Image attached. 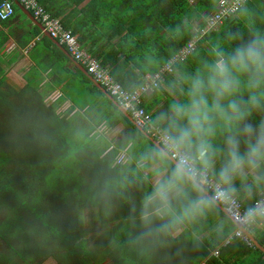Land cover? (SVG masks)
Instances as JSON below:
<instances>
[{
	"label": "trees",
	"instance_id": "16d2710c",
	"mask_svg": "<svg viewBox=\"0 0 264 264\" xmlns=\"http://www.w3.org/2000/svg\"><path fill=\"white\" fill-rule=\"evenodd\" d=\"M217 1L38 0L129 90L140 88L169 64L183 46L196 39L194 50L183 60L171 63L172 71L166 72L158 86L144 95L141 107L152 125L157 115L149 111L164 94L168 95L166 86L172 89L182 75L194 73L202 61L211 58L213 46L219 43L226 51L231 50L239 43L229 39L232 34L240 33L248 39L252 31L264 33V11L253 10V2L248 0L221 26L200 35L205 19L216 11ZM41 38L48 45L41 60L54 56L47 66L59 78L55 81L63 89L59 98L46 101L47 95L39 86L41 76L29 78L23 90L17 91L6 83L5 73L0 75V209L6 211V219L0 223L16 216L12 213L14 207L24 221L15 225L19 226L17 238L29 245L33 232V242L40 239L32 262L38 264L52 257L56 264H99L110 257L116 264H193V257H198L196 264H264V251L238 237H232L217 256L211 252L214 246L209 240L204 244L193 242L196 239L186 235V231L143 252L128 243L129 234L139 230L129 219V209L150 190L149 180L120 189L123 194L110 200L101 199L100 192L119 178L122 165L118 160L131 158V176L136 158L153 142L129 114L117 109L73 64L77 80L64 81L56 62L61 60L63 67L70 58L46 36L41 34ZM36 45L37 42L31 49L37 50ZM97 94L105 97L102 104L108 106L106 112L97 105L98 99L93 100ZM175 96L185 99L178 88ZM67 97L71 103L62 109ZM148 97L153 101L147 103ZM118 122H122L126 135L114 144L105 142L98 127ZM134 142H142V146L136 148ZM140 175L143 177L144 173ZM214 209L220 212L219 207ZM195 225L192 222L189 228L193 230ZM186 237V242L194 247L184 255L177 250L176 242ZM257 240L264 248V233Z\"/></svg>",
	"mask_w": 264,
	"mask_h": 264
},
{
	"label": "clouds",
	"instance_id": "9594fccd",
	"mask_svg": "<svg viewBox=\"0 0 264 264\" xmlns=\"http://www.w3.org/2000/svg\"><path fill=\"white\" fill-rule=\"evenodd\" d=\"M229 39L239 43L227 51L216 44L209 60L172 85L173 94L178 88L185 99L157 115L160 141L136 158L131 176V158L118 160L119 178L100 192L101 199L110 200L151 174L150 190L129 209L139 230L129 234L128 243L141 252L162 246L217 204L264 194V33L252 31L248 39L236 33ZM257 219H264V203L241 214L246 223Z\"/></svg>",
	"mask_w": 264,
	"mask_h": 264
},
{
	"label": "crops",
	"instance_id": "0c3cea01",
	"mask_svg": "<svg viewBox=\"0 0 264 264\" xmlns=\"http://www.w3.org/2000/svg\"><path fill=\"white\" fill-rule=\"evenodd\" d=\"M11 1L13 2V6H14L13 16L6 21H0V75L2 76L5 73L6 83L11 87H13L15 90L20 91L23 90V88L25 87L27 80H29V78H32L31 75L32 73H34L32 71L35 69L38 72L42 73L40 77L42 80L39 81L40 83L39 86H40V90L43 91L44 95L45 94L47 95L46 98L48 99V96L50 95V91L52 90L58 91L61 96L63 94L62 86L61 85L57 86L58 84L55 83V81H59V78L56 79L55 74L51 72V69L48 68L47 66V61L50 62L52 57L54 56L50 54L48 57L45 58L47 61L41 60V57L46 56L45 49L48 47L47 41H44L41 38V34L46 36L49 40L51 39L45 34V32L42 29L43 27H41L40 25L41 23L36 18L33 17L36 21L31 20L29 15L25 13V10L21 8V4L17 0H11ZM252 2H253L252 5L253 10L260 9L264 11V0H259L258 2L252 0ZM36 42H37L36 45L37 50L31 49V47H33ZM59 45L61 44L59 43L57 47L61 49ZM36 54L38 55V58L35 56ZM61 63H62L61 61H57V66H56L57 69L59 70L58 73L61 75L60 77L61 78L63 77L64 81H66L67 79H74V78L77 80L76 78L77 72L74 71L72 64L76 67L77 65L71 59L70 62L66 64V66L62 67ZM78 69L81 70L83 73H85L82 69L80 68ZM85 75L87 74L85 73ZM35 76L38 77V75ZM88 78L98 89H100L104 93L105 97L109 98L114 103V105L117 106V109H119L118 104L114 101L115 100L114 97L110 98L100 87H98L95 84V82L89 76ZM148 80L150 79H147V81ZM169 86L170 85L166 86L165 88V90L169 92L167 93L168 95L164 94V97L160 100V102L157 105H155L154 108H152L149 111V113L156 112V115H158L160 112L167 110L169 101L173 100L174 102L175 100L178 99L177 96L173 94L171 86L170 87ZM105 97L99 96L98 94L96 95V97L95 96L93 97V100L98 99L99 102L97 103V105L102 108V111L108 110V106L107 105L103 106L102 104L104 102L103 98ZM145 100L147 103H149L148 102L149 100L153 101V99L150 97L146 98ZM70 103H71L70 99L67 97L65 100L62 101V106H63L62 109H64L65 106L68 107ZM253 118H254L253 121L256 120L255 122H257L260 117L258 114H254ZM101 127H104L105 129H101ZM98 131L102 132V135H104L105 137V142L107 141V143L109 144H114L118 139L123 138L124 135H126L125 130L123 129L122 122H118L116 125H112V126H108L106 124L101 125L98 127ZM146 137L149 138V136ZM149 139L151 141L152 140L156 141L151 137ZM216 143L221 144L222 140L220 141L219 138H217ZM134 144H136V148L142 146V142H134ZM219 167H220V162L217 161L216 168L219 169ZM148 176L150 180L151 174L148 173ZM236 184L237 186H239L240 181L237 180ZM256 197L257 195L253 196L251 199H246V200L241 199V201L244 203V205H248L251 204V202ZM215 207H219L220 212L217 213V211L213 208L206 216L199 218L198 220L195 221L196 225L194 226L193 230L189 228L192 223H188L185 224L182 227V229L172 237L177 238L181 232L186 231V235L191 236L193 239H196V241L192 239L193 242L197 243V241H199L201 244H204L205 240H209L207 242H209L211 246L212 245L214 246L213 248L209 247L212 250L211 251L212 253L216 249L220 250L221 247H224L223 242L226 239V237L227 236L229 237L238 226L227 216V214L222 210V208L219 205H216ZM214 212L217 213L215 217L213 216V218L215 219H213L211 216V214ZM247 231L250 232V234L257 240L258 237H260L261 234L264 233V219L255 220L254 224L249 226V228H247ZM178 241H181L180 244L182 245L186 244L190 246L191 249L194 247L193 244L190 245L189 242H186L188 241L187 237L186 239L183 238ZM183 241H185V243H183ZM0 242L3 243L1 238H0ZM254 255L257 257V259L260 258L259 254L254 253ZM47 260L44 261L42 260L38 264H43ZM13 264H23V262L22 260L17 259L13 261ZM31 264H36V262H32ZM99 264H116V263L114 260H111L110 257H106Z\"/></svg>",
	"mask_w": 264,
	"mask_h": 264
},
{
	"label": "built area",
	"instance_id": "2783aa9c",
	"mask_svg": "<svg viewBox=\"0 0 264 264\" xmlns=\"http://www.w3.org/2000/svg\"><path fill=\"white\" fill-rule=\"evenodd\" d=\"M17 1L41 23L43 31L47 32L60 44H63L71 57L80 63L95 81L114 97L118 104L130 115L133 123L138 128L145 129V132L150 135L151 138H154L157 142L160 141V136L155 126L151 124L149 115L145 113L141 107L142 100L145 94L158 86L159 81L166 72L172 71L171 63L177 60H183L194 50L196 39H192L183 46L169 64L163 66L158 73L154 74L150 80L145 82L140 88L129 90L125 88L87 48L81 45L72 30L63 26L60 18L53 16L50 11L38 2V0ZM247 1L248 0H218L216 11L205 19L204 26L199 30L200 35H204L209 30H215L225 19L237 14ZM13 14V2L11 0H0V21L10 19ZM59 96L60 93H58L55 99ZM211 184L212 181L210 180L209 185ZM257 203H264V194L257 195L251 204L248 205H244L241 200L232 205L220 204L224 208L227 216L238 225L233 233L224 240L223 245L229 244L232 237H238L250 246L254 245L249 236L243 231L253 225L254 221L250 223L242 221L241 214ZM213 254L217 256L219 250H214Z\"/></svg>",
	"mask_w": 264,
	"mask_h": 264
},
{
	"label": "rangeland",
	"instance_id": "374dc122",
	"mask_svg": "<svg viewBox=\"0 0 264 264\" xmlns=\"http://www.w3.org/2000/svg\"><path fill=\"white\" fill-rule=\"evenodd\" d=\"M255 1L258 2L259 0H255ZM58 61H61V60H58ZM20 67H22V66H20ZM32 72H34L31 75L32 77L35 75L41 76V74L39 75L37 73L38 71L35 69ZM58 93L59 92L56 90L50 91V95L48 96V99L46 98V101H51V100L55 99L56 96L58 95ZM62 108H63V106H62ZM66 108L67 107L65 106L64 109H66ZM101 129H105V128L101 127ZM11 206H12V204H11ZM5 213H6V211L2 212V210L0 209V221H4L6 219ZM12 213H14V214L16 213V216L14 218L9 216V220L7 219L5 222L0 223V238L3 240V243L0 242L2 244L0 246V250H1L0 251V264H13V261H15L17 259L22 260L23 264H31L33 261L32 258L35 255L34 252H35L36 242L38 243L40 239L36 242H33L32 238H31V237L35 236V234L33 232L29 236L30 237V239H29L30 243L28 242L29 245H27L24 241H21V239H18L16 233L18 234L17 230L19 229V226H15V225H18L21 222H22V224H24V221H23V218L21 216H19L17 214V212H15L14 207H13ZM217 213L216 212L212 213L211 214L212 218H213V216L215 217V215ZM213 219H215V218H213ZM18 221H19V223H17ZM9 234L12 235V237ZM5 238L8 239L9 243L6 242ZM11 239H13L12 242H11ZM179 243H181V241H179ZM179 243H177V250L180 251L182 254L185 255L184 252H192V249L190 246H188L186 244H184L182 246V244H179ZM32 255H33V257H32ZM251 256H252V254H250L246 258V260L249 259ZM47 259H45L47 261L44 262L43 264H55L56 260L54 258L48 257ZM177 259L178 258L175 257L174 261H177ZM191 262H193V264H196L199 262V258L197 257L195 259V257H193V260H191ZM183 263L184 262H182L181 264H183Z\"/></svg>",
	"mask_w": 264,
	"mask_h": 264
},
{
	"label": "water",
	"instance_id": "95a60500",
	"mask_svg": "<svg viewBox=\"0 0 264 264\" xmlns=\"http://www.w3.org/2000/svg\"><path fill=\"white\" fill-rule=\"evenodd\" d=\"M21 8L23 9V10H25V13L27 14V15H29V17H30V19L31 20H33V21H36L34 18H33V16H31L30 15V12L28 11V10H26L24 7H22V5H21ZM38 24V23H37ZM39 25V24H38ZM41 25V24H40ZM41 27H42V25H41ZM43 29V28H42ZM45 32V31H44ZM45 34L54 42V43H56L57 45L59 44V42L56 40V39H54V38H52L47 32H45ZM60 47H61V50H63L69 57H70V59L77 65V67L78 68H80V69H82L94 82H95V84L98 86V87H100L110 98H112V96L108 93V92H106V90L97 82V81H95V79L85 70V68L80 64V63H78L76 60H74L72 57H71V55L68 53V51L66 50V49H64L61 45H59ZM117 104H118V102L116 101V100H114ZM118 108L123 112V113H125L126 115H128V113L118 104ZM128 117L131 119V117L128 115ZM131 121H132V119H131ZM133 122V121H132ZM142 133H145V131L143 130V129H141V128H138ZM146 136H148V135H146ZM150 138V137H149ZM153 141V140H152ZM153 142H157V141H153ZM217 205H219L221 208H222V210L224 211V208L220 205V204H217ZM225 212V211H224ZM226 213V212H225ZM238 226V225H237ZM244 229V228H243ZM248 236H249V238L252 240V242L254 243V245L256 246V247H258V248H260L261 250H263L264 251V248L259 244V242L250 234V232H248L246 229H244L243 230Z\"/></svg>",
	"mask_w": 264,
	"mask_h": 264
},
{
	"label": "flooded vegetation",
	"instance_id": "af4514ba",
	"mask_svg": "<svg viewBox=\"0 0 264 264\" xmlns=\"http://www.w3.org/2000/svg\"><path fill=\"white\" fill-rule=\"evenodd\" d=\"M0 246H1V243H0ZM44 260H45V259H44ZM44 260H43V261H44ZM55 264H56V261H55Z\"/></svg>",
	"mask_w": 264,
	"mask_h": 264
}]
</instances>
